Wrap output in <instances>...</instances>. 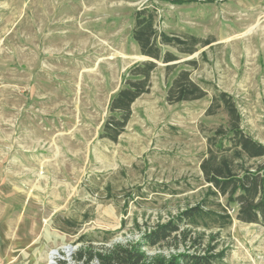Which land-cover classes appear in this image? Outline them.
Instances as JSON below:
<instances>
[{
    "label": "rangeland",
    "instance_id": "1",
    "mask_svg": "<svg viewBox=\"0 0 264 264\" xmlns=\"http://www.w3.org/2000/svg\"><path fill=\"white\" fill-rule=\"evenodd\" d=\"M144 7L156 10L159 31L211 44L192 55L164 48L179 60L159 61L115 142L101 128L128 71L147 59L132 36ZM182 68L206 97L168 102ZM222 91L264 144V0H0V264H48L54 250L53 264H75L82 234L136 242L200 202L208 136L226 123L206 112ZM233 208L232 225L214 241L218 231H208L207 242L225 250L224 264H264V226L236 219ZM68 217L81 223L78 233L59 229ZM172 244L146 254L171 258Z\"/></svg>",
    "mask_w": 264,
    "mask_h": 264
},
{
    "label": "trees",
    "instance_id": "2",
    "mask_svg": "<svg viewBox=\"0 0 264 264\" xmlns=\"http://www.w3.org/2000/svg\"><path fill=\"white\" fill-rule=\"evenodd\" d=\"M134 17L132 36L140 54L147 59L130 68L122 87L111 99L100 136L115 142L131 120L133 104L150 92L152 75L159 61L179 60L175 52L164 48L172 46L182 54L192 55L211 44L210 40L194 34L159 31L158 14L151 7L136 9ZM184 64L196 66L197 61L189 60ZM206 95L202 84L192 78L188 69L182 68L168 87L167 100L175 104L200 100ZM220 112L225 114L226 123L215 127L208 136L207 152L200 164L207 184L202 200L188 205L166 222L158 221L149 226L136 242L111 244L115 235L111 231L80 235L76 240L80 245L73 256L75 264H224L225 250H220L217 243L207 242V232L218 231L211 234L214 241L221 229L232 225L233 205L237 207L236 219L264 226V144L245 131L236 100L224 91L215 94L206 115ZM80 226V222L68 217L62 219L59 229L76 234ZM169 242L177 252L171 258L147 256L146 249ZM58 264L69 263L59 260Z\"/></svg>",
    "mask_w": 264,
    "mask_h": 264
},
{
    "label": "bare ground",
    "instance_id": "3",
    "mask_svg": "<svg viewBox=\"0 0 264 264\" xmlns=\"http://www.w3.org/2000/svg\"><path fill=\"white\" fill-rule=\"evenodd\" d=\"M65 250L67 252H71L72 248H70V246L66 247ZM56 256H58L57 252L54 250L50 253V257H49V262L48 264H53L54 258H56Z\"/></svg>",
    "mask_w": 264,
    "mask_h": 264
},
{
    "label": "water",
    "instance_id": "4",
    "mask_svg": "<svg viewBox=\"0 0 264 264\" xmlns=\"http://www.w3.org/2000/svg\"><path fill=\"white\" fill-rule=\"evenodd\" d=\"M144 59H146V57H144ZM70 248H72L71 251H73L74 247L70 245ZM56 252L58 253V250H56ZM53 263H55V261H53Z\"/></svg>",
    "mask_w": 264,
    "mask_h": 264
}]
</instances>
